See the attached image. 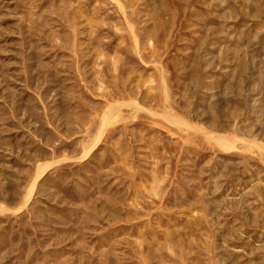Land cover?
<instances>
[{"label": "rangeland", "instance_id": "1", "mask_svg": "<svg viewBox=\"0 0 264 264\" xmlns=\"http://www.w3.org/2000/svg\"><path fill=\"white\" fill-rule=\"evenodd\" d=\"M0 264H264V0H0Z\"/></svg>", "mask_w": 264, "mask_h": 264}]
</instances>
